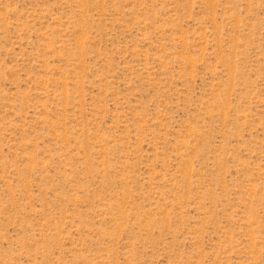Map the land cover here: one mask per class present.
Masks as SVG:
<instances>
[{"label": "rangeland", "instance_id": "obj_1", "mask_svg": "<svg viewBox=\"0 0 264 264\" xmlns=\"http://www.w3.org/2000/svg\"><path fill=\"white\" fill-rule=\"evenodd\" d=\"M0 264H264V0H0Z\"/></svg>", "mask_w": 264, "mask_h": 264}]
</instances>
